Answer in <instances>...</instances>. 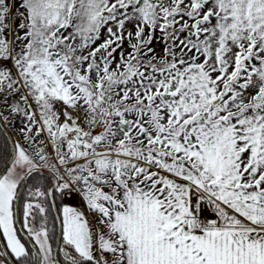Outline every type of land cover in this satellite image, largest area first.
Instances as JSON below:
<instances>
[{
  "label": "snow or ice",
  "instance_id": "1",
  "mask_svg": "<svg viewBox=\"0 0 264 264\" xmlns=\"http://www.w3.org/2000/svg\"><path fill=\"white\" fill-rule=\"evenodd\" d=\"M0 264H264V0H0Z\"/></svg>",
  "mask_w": 264,
  "mask_h": 264
}]
</instances>
